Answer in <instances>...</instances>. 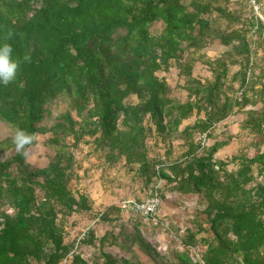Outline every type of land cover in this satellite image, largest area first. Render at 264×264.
<instances>
[{
  "label": "trees",
  "instance_id": "obj_1",
  "mask_svg": "<svg viewBox=\"0 0 264 264\" xmlns=\"http://www.w3.org/2000/svg\"><path fill=\"white\" fill-rule=\"evenodd\" d=\"M249 1L0 0V46L10 44L22 61L16 79L0 83V120L34 134L32 145L50 133L46 145L55 152L36 168L13 138L0 142V153L11 151L0 158V264H143L135 247L153 264H264V21L251 2L248 11ZM257 1L262 13L264 0ZM156 23L159 34L151 31ZM216 41L226 49L212 60L204 50ZM198 62L210 77L198 75ZM173 66L183 77V99L158 74ZM57 99L68 110L48 125ZM235 116L242 117L238 138L255 154L240 151L225 161L216 154L230 143L227 121ZM202 134L215 141L202 144ZM150 139L163 144V156H150ZM174 141L182 142L178 154ZM81 145L108 169L134 171L151 193V184L163 181L168 193L196 195L203 206L196 219L205 216L208 228L197 221L181 238L185 250L169 254L145 238L142 221L133 232L122 225L97 237L98 221L113 224L122 209L95 212L85 192H73ZM83 214L97 222L66 242L69 219ZM201 233L209 236L199 239ZM200 243L196 258L189 249Z\"/></svg>",
  "mask_w": 264,
  "mask_h": 264
},
{
  "label": "rangeland",
  "instance_id": "obj_2",
  "mask_svg": "<svg viewBox=\"0 0 264 264\" xmlns=\"http://www.w3.org/2000/svg\"><path fill=\"white\" fill-rule=\"evenodd\" d=\"M263 3V1L261 2ZM250 10V1L248 2ZM228 8H232L231 3H229ZM263 4H262V15H263ZM215 16V15H214ZM162 26L160 23H156L151 27V31L154 34H159L161 32ZM226 49L219 42H213L210 44L204 51L208 57L212 60L218 58ZM197 73L203 78L210 77L211 73L208 70V67L202 65L201 62L197 63ZM160 76L165 75L168 83L170 84L173 92V96H178L180 98H184L185 94L178 87L179 84L183 83V77L179 76V69L176 66H173L169 72H159ZM131 102H136V97L132 96L130 98ZM50 109L52 113V117L46 119L45 123L51 125L55 120V117L64 111L68 110L67 104L62 101V99H57L51 102ZM241 116H235L234 118H229L230 133L232 134V138L230 143L222 148L217 154L216 157L219 159H223L225 161H229L234 155H237L240 151H244L245 153H249L250 156L255 154L254 148H251V144L243 145L244 138H238L237 134L239 121H241ZM194 118L184 121V125L193 122ZM235 122V123H234ZM234 123V124H233ZM233 124V126H232ZM182 125V127L184 126ZM223 125V124H222ZM217 128V127H216ZM223 128L218 127V131L220 132ZM233 132V133H232ZM16 133V130L9 126L8 124L2 122L0 120V142L13 138ZM50 133L38 134L36 136V144L29 147V155L27 156V161L32 164L36 168H43L47 166L51 158L54 156L55 152L52 148L46 145V141L50 138ZM150 156L154 157L156 154L163 156L164 146L161 142L158 145H155V140L150 139ZM212 144L213 141H209L208 144ZM182 142L174 141V149L175 153L178 154L181 150ZM180 147V148H179ZM262 150H264V144L261 146ZM89 146L81 145L79 148L75 150V155L78 161L77 169V177H73L70 181L69 185L72 188L73 192L77 194V192H85L90 200L93 203V208L95 212L97 211H105L110 206L122 207L127 200H141L150 193L149 186L143 187V183L140 178L137 177V174L134 171H129L127 167L123 164H119L116 167L108 169L105 167L103 163L102 157L99 155H90ZM181 149V150H180ZM240 149V150H239ZM11 155V151H2L0 153V158L5 159ZM230 169H235L233 165L229 166ZM154 185V186H153ZM151 187H158V192H163L167 194V197L163 199L164 201V209L169 213L171 208H176L177 212H173V220H168L170 214H168V218L164 219L159 214V210L157 213L158 216V224H153L151 226H147L143 222L141 226L143 234L145 238L153 244L159 252L162 254H169L172 252V249H178L179 251L185 250L181 238L185 235L187 229H193L196 231L197 221L204 223V227L208 228V223L206 222L205 216H200V219H196V216H199V212L203 209V206L200 205V200L196 195H181V194H172L167 192L165 187V182H155L151 184ZM167 193H166V192ZM172 195V196H171ZM167 198L169 200L170 205H166ZM87 215V214H86ZM86 215H76L69 219L67 227H66V237L65 241L68 243H72L76 237L82 236L86 229L95 222L94 217H86ZM120 215V219L113 224H105L98 221L97 226L95 228V235L97 237L103 235L105 231L113 229L115 233H118L122 225L126 227L128 232L134 231V224L137 222H141V218L138 215L132 214H124L122 211L118 214ZM172 215V214H171ZM179 220H176L175 217ZM125 219V220H124ZM160 219V220H159ZM126 221V222H125ZM97 222V221H96ZM95 222V223H96ZM112 227V228H111ZM144 227H148L145 229ZM204 235L209 236V233H201L198 238L204 237ZM78 240H76L77 242ZM181 242V243H178ZM202 243H200L197 247H192L189 249L191 254L198 258V253L202 248ZM79 244H76V248H79ZM113 255L125 256L129 257V255L120 251L117 247H112L106 249ZM76 251V249H75ZM92 247L89 248V251L84 252L83 257L85 259L91 258ZM134 251L139 258V261L143 264H153L151 259L137 247L134 248ZM71 259L68 260V262Z\"/></svg>",
  "mask_w": 264,
  "mask_h": 264
},
{
  "label": "clouds",
  "instance_id": "obj_3",
  "mask_svg": "<svg viewBox=\"0 0 264 264\" xmlns=\"http://www.w3.org/2000/svg\"><path fill=\"white\" fill-rule=\"evenodd\" d=\"M8 38H11V33H9ZM12 53H13V48L10 44L5 43L3 44V46H0V83H2L4 86H8L16 79L20 65L22 63L21 60L14 59ZM30 61H31L30 55H25L23 57V62H30ZM34 138H35L34 134H28L26 131L18 129L13 137V144L15 146L16 152L22 153L25 157H27L29 155V146L33 144ZM162 203H163V199H162ZM142 222L144 221L142 220ZM153 224L154 223H150L147 225L151 226Z\"/></svg>",
  "mask_w": 264,
  "mask_h": 264
},
{
  "label": "built area",
  "instance_id": "obj_4",
  "mask_svg": "<svg viewBox=\"0 0 264 264\" xmlns=\"http://www.w3.org/2000/svg\"><path fill=\"white\" fill-rule=\"evenodd\" d=\"M252 7L254 9V13L257 17H260L264 21V17L261 13V4L257 0H250ZM241 95V92L238 93ZM200 141L202 144H208L207 134H202L200 136ZM158 187H155L154 193H148L141 201H137L136 199L127 200L124 203V206L121 207L123 213H130L134 215H138L145 223H158V210L162 203V199L159 196V192L157 191ZM181 243V242H178Z\"/></svg>",
  "mask_w": 264,
  "mask_h": 264
},
{
  "label": "crops",
  "instance_id": "obj_5",
  "mask_svg": "<svg viewBox=\"0 0 264 264\" xmlns=\"http://www.w3.org/2000/svg\"><path fill=\"white\" fill-rule=\"evenodd\" d=\"M233 117H231V119H232ZM227 123H230L229 122V120L227 121ZM235 123V122H234ZM233 123V124H234ZM233 124H232V126H233ZM222 127V126H224V125H222V124H220V125H218V127ZM230 127H231V125H230ZM223 129H224V127H222ZM217 129V131H218V128H216ZM238 131H239V128H238ZM233 133V132H232ZM209 141H215V140H209ZM172 194V193H171ZM173 194H179L178 192H174ZM172 196V195H171ZM166 197H167V195H166ZM169 200H171V199H169V198H167V200H166V205L167 206H169L171 203L169 202ZM170 203V204H169ZM165 203H164V201H163V203H162V205H161V207H160V209H159V214L162 216V217H164V219H167L168 218V214H170V217L172 216V218H168V220H173V212H177L176 210V208H171L170 210H169V213L164 209V205ZM172 214V215H171ZM175 219L176 220H179L178 218H177V216L175 217ZM125 220V219H124ZM126 222V221H125ZM147 226H149V225H147ZM145 229H147L148 227H144ZM125 229H126V227H125Z\"/></svg>",
  "mask_w": 264,
  "mask_h": 264
}]
</instances>
